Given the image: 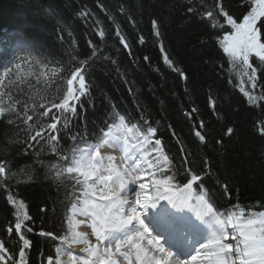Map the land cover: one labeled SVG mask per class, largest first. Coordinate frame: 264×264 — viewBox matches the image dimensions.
Listing matches in <instances>:
<instances>
[{"label": "trees", "instance_id": "16d2710c", "mask_svg": "<svg viewBox=\"0 0 264 264\" xmlns=\"http://www.w3.org/2000/svg\"><path fill=\"white\" fill-rule=\"evenodd\" d=\"M245 3L246 0H0V67L5 65L0 95L7 92L29 107L35 101V112L28 113L36 116L29 137L52 123L40 113L64 98L71 71L80 60L91 56L92 45L98 52L84 72L89 92L81 97L84 108L77 109L79 119L71 112L63 114L72 117L68 125L71 133L64 128L61 110H54L61 116L58 127L64 137L59 156L44 144H37L35 151L29 149L30 156L25 154L21 143L27 126H9L7 121L13 117L7 114L0 119V161H6L11 170L0 174V243L9 250L7 255L15 256L12 264H20L22 246L19 235L9 231L14 230L15 213L19 211L13 199L23 201L31 218L25 223L33 229L26 234L31 246L23 264H49L50 256L55 264L57 238L70 233L68 211L76 197L82 195L83 185L67 176L62 181L55 180L50 164L67 167L60 157L67 154L71 159L72 135L82 141L78 147L86 142H101L103 133L120 116L128 125H136L139 132H146L148 127L156 129L150 136L151 144L155 146V140H161L163 154L172 161L167 169H156L157 180L163 178V173L174 178V186L182 184L186 181L180 177L190 166L205 178L204 191L217 211L244 209L245 215L264 211V77L258 71L256 87L252 88L248 77L241 74L218 42V36L233 30L220 9L239 22L248 10ZM188 8L195 9L197 15L189 13ZM206 10L220 15L201 20ZM153 19L159 23V37L155 35ZM117 30L128 48L116 35ZM101 31L103 37L99 35ZM165 54L175 62V68L165 62ZM253 60L256 67L259 59L254 54L250 63ZM17 63L21 64L19 72L15 69ZM178 70L186 74L187 80L180 77ZM241 88L257 98L254 103ZM4 99L7 103L8 96ZM197 131L203 141L196 136ZM37 152L41 153L39 160ZM195 190L200 191L199 186ZM47 232L53 233L55 239L43 235Z\"/></svg>", "mask_w": 264, "mask_h": 264}, {"label": "snow or ice", "instance_id": "6c2138e0", "mask_svg": "<svg viewBox=\"0 0 264 264\" xmlns=\"http://www.w3.org/2000/svg\"><path fill=\"white\" fill-rule=\"evenodd\" d=\"M244 6L248 10L239 22L232 15L224 12L223 8L220 9V13L226 18V24L230 25L233 31H225L222 37L218 36V42L224 53L228 54L230 61L240 69L241 74L248 77L247 82L255 88L257 72L259 71L264 77V42H262L264 0H246ZM188 12L193 16L197 15L193 8H188ZM220 13L206 10L200 15V19L203 20L206 17L208 20H213ZM82 15L87 14L82 13ZM151 23L153 28L157 29L155 35L159 37L158 21L153 19ZM99 35L103 37L104 32L101 31ZM116 35L119 36L124 47L128 48L129 45L119 30ZM89 44L91 45V41ZM92 49L91 56L86 60H80L79 66L71 71L67 79L68 88L64 98L59 103H52L51 107L45 108L40 113L43 117L50 118L52 123L46 128L41 127L35 135L28 136V132L32 129L31 122L36 119V116L28 114L29 111L35 112L37 107L35 101L29 107L28 103L14 100L13 95L7 92L0 95V119L7 114L13 117L7 121L9 126L21 124L27 126L23 142L16 141L24 147L25 154L30 156L29 149L35 151L37 144H44L50 148L52 154L59 156L62 151L61 141L64 137L62 130L58 127L61 116L55 115L54 110H61L62 115L71 112L79 119L77 109L84 108L81 97L89 92L84 72L98 55L94 45ZM161 51H164L163 46H161ZM252 54L259 59L256 67H253L255 60L250 63ZM20 59L24 58L20 57ZM71 59L75 61L76 57L73 56ZM164 60L169 67L175 68V62L167 54ZM25 62L27 63L26 60ZM15 69L19 72L21 64H15ZM11 71L9 69V72ZM55 71L53 69V72ZM178 72L180 77L187 80L182 70ZM76 81L79 82L78 89L74 88ZM240 90L249 101L254 103L257 99L244 88ZM77 91L80 95H76ZM5 95L8 96L7 103H5ZM39 99L43 100L44 97L40 96ZM71 101L78 103L72 104ZM210 103L214 104L211 98ZM40 106L44 107V105ZM193 111L198 110L193 109ZM71 119L72 117L63 115L64 128L69 133L72 131L68 126ZM124 121L125 118L120 116L119 125H113L108 132L103 133L104 139L101 143L78 147L82 141L77 135H72L70 137L72 144L69 149L71 159L69 160L67 154L60 157L67 167H60L56 163H51L49 167L55 180L62 181L67 176L74 179L76 184L83 185L82 196L76 197V203L72 204V208L74 211H79V214L86 220H90L91 234L95 237L96 243H92L87 234L82 232H74L70 243L86 245L82 251L90 258L88 264H118V261L113 258L116 254L131 264L128 252L122 251L126 246L135 250L136 264H264V211L249 212L247 215L244 209L226 213L217 211L213 203L209 201L208 193L204 191L205 178L197 174L190 166L185 168L183 176L180 177L186 182L174 186V178L162 173V179L152 181L155 186L154 194L152 196L146 194V185L141 182L145 178L144 174L151 173L153 168L167 169L172 163L171 159L163 154V149L160 147L161 140L156 139L155 146L151 144L150 136L155 134L156 129L148 127L146 132H139L137 142L141 148L140 152H136L135 147L130 150L125 141L122 146L123 155L120 158V164L115 163L116 158L112 155L106 158L101 155L100 148L104 143H110L113 147L121 146V135H113L110 138L109 135L112 128L123 126ZM126 131L139 130L136 125H133ZM231 131L232 129H229V132ZM45 132L48 133L47 136L44 135ZM196 136L201 141L204 140L199 131L196 132ZM149 148L156 153L155 158L149 154ZM40 155L41 153H36L37 160ZM161 156H163L162 162ZM184 163H188L187 159ZM205 163L208 162L205 161ZM10 171L7 162L0 161V174L10 173ZM132 185H138L134 200L131 199L132 188L130 186ZM197 186L200 191L195 190ZM162 200L167 201V204H161ZM12 203L17 204L19 211L15 213L14 230L10 228L9 231L17 233L19 241L22 242L19 257L20 264H23L25 253L31 246L26 234L31 233L33 229L25 223L31 218L24 210L23 201L16 202L13 199ZM234 207L239 208V205ZM43 235L53 237L51 232L43 233ZM161 239L165 240L169 249L175 248V253L166 250L160 243ZM145 240L147 246L143 243ZM201 240L203 242H200ZM61 241L62 243L69 242L67 237H62ZM195 244H199V247L194 248L195 254L188 252L186 258H182L184 249L194 247ZM57 251L59 252L60 249L58 248ZM64 251L68 252L67 249ZM8 252L5 245L0 243V260H7V264H12L15 256L6 255ZM68 255L72 264H75V257L72 253L68 252ZM48 261L52 264L51 256L48 257ZM57 264H60L59 259Z\"/></svg>", "mask_w": 264, "mask_h": 264}, {"label": "rangeland", "instance_id": "374dc122", "mask_svg": "<svg viewBox=\"0 0 264 264\" xmlns=\"http://www.w3.org/2000/svg\"><path fill=\"white\" fill-rule=\"evenodd\" d=\"M233 31V30H232ZM255 55V54H254ZM78 87H79V82L78 81H76V82H74V88H77L78 89ZM76 93H78V91L76 92ZM119 125V124H118ZM124 126V125H123ZM123 126H119V127H115V128H113V130L111 131V134H114V135H122V137L125 139V140H127L128 141V146H129V148L130 149H132L133 147H135V150H136V152H140L141 151V148H140V145H139V143L137 142V137H135V135H134V140L136 141V142H133V140H131L130 139V136H129V132L128 131H126L127 129L125 128V126L123 127ZM122 129V131H121V129ZM119 132H121V134L119 133ZM104 145H106V147L104 146V147H101L100 148V152H101V155L103 156V157H107V156H109V155H112V156H114L115 158H116V160H115V163H117V164H120V158H121V155H120V153L119 152H117V149H119V147H111L112 145L111 144H105L104 143ZM111 145V146H110ZM87 146V145H86ZM85 146V147H86ZM155 153L153 154V155H151L153 158H155ZM117 159H119V160H117ZM146 167V166H145ZM152 173H154L155 174V168H153L152 169V172L151 173H145L144 174V176H145V178L141 181V182H143L145 185H146V189H145V192H146V194L147 195H149V196H152L153 194H154V192H155V186L152 184V181L153 180H156L155 179V175H153ZM131 188H132V191H131V199H135V191L136 190H138V185H132V186H130ZM134 197V198H133ZM160 203L161 204H165L164 203V201L162 200V201H160ZM81 221H83V222H81ZM69 226H70V233H69V236H68V240H69V242L68 243H70V241H71V237H72V235H73V233L74 232H82V233H86L87 234V236H88V239L92 242V243H96V240H95V237L91 234V227H90V224H89V220H86L85 219V217H83V216H81L80 214H79V211H74L73 210V208H72V211H70V218H69ZM71 245H73V246H80V250H81V254H79L78 256L81 258V259H79L78 261H77V259H75V264H88V261H89V259L90 258H88V257H85V256H81L82 254L83 255H85L86 254V256H88L87 255V253H85V252H83L82 251V249L83 248H85L86 247V245H84V244H82V243H71ZM62 247V246H61ZM113 247H114V245H113ZM199 247V246H198ZM63 249V248H62ZM122 251H126V252H128V254H129V257H131V258H135L136 256H135V250L134 249H132V248H130V247H124L123 249H122ZM192 251V250H191ZM71 252V251H70ZM67 253V252H66ZM72 253V252H71ZM65 254V251L63 250V253L59 256L60 257V259H59V262H60V264H64L63 263V261H61L62 260V258H61V256H63ZM192 254H194V250H193V252H192ZM6 255H7V253H6ZM72 255L75 257V258H77V255L75 256V254L74 253H72ZM116 257V256H115ZM66 258H68V262L67 263H65V264H72V261H71V258H70V256L68 255V253L66 254ZM114 258V257H113ZM117 259H118V257H116ZM57 259V260H58ZM0 262L1 263H6L7 262V260H0ZM135 262V261H134ZM55 264H57V263H55ZM118 264H122V262L121 261H118Z\"/></svg>", "mask_w": 264, "mask_h": 264}, {"label": "bare ground", "instance_id": "6f19581e", "mask_svg": "<svg viewBox=\"0 0 264 264\" xmlns=\"http://www.w3.org/2000/svg\"><path fill=\"white\" fill-rule=\"evenodd\" d=\"M124 127V126H123ZM121 129V128H120ZM112 130H113V128H112ZM121 131H122V129H121ZM120 134H121V132H119ZM114 134H111L110 133V135H109V138L111 137V136H113ZM123 135V134H122ZM122 135H121V137H122ZM125 141H127V140H125L123 137H122V139H121V146L119 147V149H117V152H119L120 153V155H121V157H122V155H123V152H122V146H123V143L125 142ZM127 143H128V141H127ZM105 144H107V143H105ZM108 144H110V143H108ZM106 147V145H104L103 144V146L102 147ZM111 146V145H110ZM111 147H113V146H111ZM131 150V149H130ZM117 160H119V159H117ZM120 161V160H119ZM121 162V161H120ZM146 189V188H145ZM173 191H175V190H173ZM134 198V197H133ZM165 204H167V201H165ZM153 235H155V233H153ZM201 242H203V240H201ZM144 245L145 246H147V241L145 240L144 242ZM160 243L161 244H163L164 245V243H165V240L164 239H161L160 240ZM127 247V246H126ZM165 247V246H164ZM62 248H63V250L64 249H67L68 250V252H72V253H74L75 254V256L77 255V258H75V259H77V261L79 260V259H81L78 255L79 254H81V250H80V246L78 245V246H73V245H71V243H64V244H62ZM165 249H166V247H165ZM190 248L189 247H187V248H185L184 249V252H185V250H189ZM67 252V253H68ZM66 252H65V254L63 255V256H61V258H62V260L61 261H63V263L65 264V263H67V260H68V258H66V254H67ZM88 255V254H87ZM81 256H85V257H88L89 258V256H86V254L85 255H81ZM118 257V259L116 258V257ZM114 256V259H116L117 261H121V256L119 255V254H116ZM59 259H60V257H59ZM135 260H136V257H135ZM125 264V263H124ZM126 264H127V262H126ZM132 264V263H131Z\"/></svg>", "mask_w": 264, "mask_h": 264}]
</instances>
